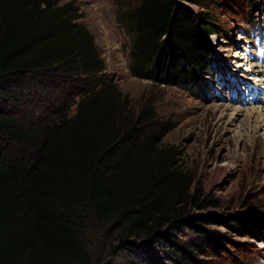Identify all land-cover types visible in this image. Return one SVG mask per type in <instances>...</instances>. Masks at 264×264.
Masks as SVG:
<instances>
[{"label":"trees","instance_id":"obj_1","mask_svg":"<svg viewBox=\"0 0 264 264\" xmlns=\"http://www.w3.org/2000/svg\"><path fill=\"white\" fill-rule=\"evenodd\" d=\"M225 1L119 0L132 76L202 88L215 61L211 38L221 34L215 13ZM54 3L0 0V96L12 97L11 84L57 70L96 81L104 72L93 34L77 24L79 9ZM111 87L85 94L70 121L42 129H26L0 110V264H105L162 244L184 264H206L196 255L224 248V235L195 224L214 218L186 213L200 199L188 194L189 184L168 167L170 152L155 143L156 117L144 112L122 124ZM31 152L39 160L22 155ZM262 217L244 210L225 223L259 240ZM183 224L212 254L178 242L173 233Z\"/></svg>","mask_w":264,"mask_h":264},{"label":"rangeland","instance_id":"obj_2","mask_svg":"<svg viewBox=\"0 0 264 264\" xmlns=\"http://www.w3.org/2000/svg\"><path fill=\"white\" fill-rule=\"evenodd\" d=\"M54 4H74L79 9L82 18L77 24L93 34L104 72L98 81L57 70L11 84L6 89L12 97L0 96V110L15 116L26 129H42L70 121L85 94L112 86L108 93L119 99L122 124L144 112L156 117L155 143L170 152L168 167L189 184L188 194L200 199L196 205L188 203L186 213L214 218L195 224L227 240L218 254H212L209 242L183 224L173 233L178 242L208 248L212 257L196 255L206 264H264V247H259L264 245V230L257 231L256 240L233 233L225 223L244 210L264 218V120L245 122L252 109L264 107L263 100L257 105L252 101L255 96L260 100L264 91V0L219 4L215 17L221 34L211 38L215 61L203 87L191 90L132 76L129 38L117 22L125 5L119 0H55ZM236 108L242 110L238 116ZM22 155L39 160L32 152ZM162 246H142L134 253L109 257L105 264H184Z\"/></svg>","mask_w":264,"mask_h":264},{"label":"bare ground","instance_id":"obj_3","mask_svg":"<svg viewBox=\"0 0 264 264\" xmlns=\"http://www.w3.org/2000/svg\"><path fill=\"white\" fill-rule=\"evenodd\" d=\"M258 82H262V79H261V80L259 79ZM229 107H230V106H229ZM229 107H228V108H229ZM228 108H227V109H228ZM225 111H226V110H225ZM233 111H234V113H235V112L237 113V114H236L237 116L240 115L241 112H242V110H241L240 108H236V109H234ZM254 112H257V113H258L256 117L252 116ZM263 112H264V107H263V109H259V110L252 109L251 112L248 113V115L246 116V118H245V122H246V123H250V122H252L253 119H254L255 124H257V123L263 121V120H264V113H263ZM222 118H224V117H221V119H222ZM259 247H262V248H263L264 245H263V244H260Z\"/></svg>","mask_w":264,"mask_h":264}]
</instances>
